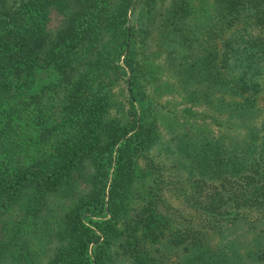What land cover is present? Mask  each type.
<instances>
[{
	"label": "trees",
	"instance_id": "obj_1",
	"mask_svg": "<svg viewBox=\"0 0 264 264\" xmlns=\"http://www.w3.org/2000/svg\"><path fill=\"white\" fill-rule=\"evenodd\" d=\"M70 3L46 33V8ZM153 43L174 74L166 87L180 85L215 125L189 124L194 140L173 143L178 182L145 153L154 118L142 107L131 121L109 112L121 75L137 102L158 81ZM38 68L57 77L52 110ZM24 115L39 134L22 144L12 117ZM0 150V215L25 192L26 212L38 210L82 173L45 264H114L111 250L128 264H264V0H0ZM143 152L150 176L136 185Z\"/></svg>",
	"mask_w": 264,
	"mask_h": 264
},
{
	"label": "rangeland",
	"instance_id": "obj_2",
	"mask_svg": "<svg viewBox=\"0 0 264 264\" xmlns=\"http://www.w3.org/2000/svg\"><path fill=\"white\" fill-rule=\"evenodd\" d=\"M189 2L196 5L200 0H189ZM68 8H71V3L64 6L51 5L46 8L43 24L46 33L52 34L54 30L65 24L69 13ZM154 47H156L154 43L149 45L147 53L150 54V60H154V63L158 62V65L154 66L152 63L150 66L152 71L157 72L158 81L154 82L153 86L147 85L143 92V98L137 102L131 98L132 95L126 82L129 73L121 75L108 86L109 112L123 121H131L133 117H136L137 110L142 107L145 110L143 114L145 117L154 118L156 139L145 153L153 156L155 162L162 163L159 172L164 180L178 182L183 180L185 171L182 168L176 169L175 165L174 167L169 165L174 161L173 143L194 140L192 135L194 128H187L189 124H192L189 125L190 127L193 126L203 132L207 129L214 131L215 125L209 115L201 113L202 110H205L202 104L192 103L189 99H185L184 91L180 85L174 82L175 89L166 87L168 83L173 84L174 74L170 72V69L165 70L164 65L159 66V58L162 56L154 51ZM36 72L35 80L42 86V90L37 94L42 96L41 102L49 100L48 104H51L49 110H52L56 106L57 99L60 98L58 89L56 90L57 94L55 93L57 87L54 84L57 77L52 74V71L49 73L43 68L36 69ZM184 106L188 110L184 109ZM52 118L59 119L58 116ZM12 123L15 137L22 144L29 141L28 138L39 134L27 126L31 124L28 115L13 116ZM42 135L51 136L46 129ZM3 154L0 150V159ZM143 154L144 152L136 155L137 168L135 174L132 175L136 185L140 184L142 178L149 175V167L145 164ZM81 174H77L70 183L46 194L45 203L38 210L30 209L29 212H26L30 194L25 192L6 212L0 215V248H3L0 250V264H45L52 251L62 241V214L83 192ZM166 195L171 203L178 204L179 200L174 197L171 190H166ZM16 247H19L18 253L14 251ZM110 254L112 263L128 264L125 257H121L113 250L110 251Z\"/></svg>",
	"mask_w": 264,
	"mask_h": 264
}]
</instances>
